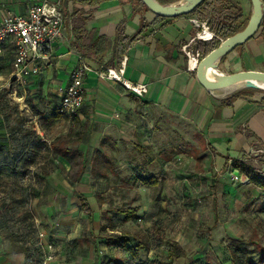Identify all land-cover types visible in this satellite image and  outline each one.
Segmentation results:
<instances>
[{"label": "crops", "instance_id": "1", "mask_svg": "<svg viewBox=\"0 0 264 264\" xmlns=\"http://www.w3.org/2000/svg\"><path fill=\"white\" fill-rule=\"evenodd\" d=\"M45 1L57 0H0V23L8 10L26 15L31 2ZM62 1L65 37L49 53L48 60L40 63L39 75L31 77L26 86H10L13 47L6 44L0 55V146L19 150V144L11 143L10 136L17 137L14 133L21 121L27 129L34 126L47 146L26 177L0 174L1 213L30 215L36 209H51L53 187L62 197L70 195L81 210V201L74 192L88 198L92 209H166L169 198L187 197L189 209H212V232L218 229L227 234L234 230L236 221L264 209V189L251 182L240 184L235 177H241V173L234 167V162L243 161L264 172V95L252 90L209 91L200 84L182 50L201 30L192 24L195 18L160 20L137 0H114L93 7ZM233 1L241 8L243 20L250 19L251 1ZM75 12L83 14L91 43L98 37L109 39L104 57L89 48H79L74 30L79 15ZM79 54L95 72L85 79L83 109L68 120L57 112L58 91L68 84ZM124 59L125 78L147 88L142 96L97 75V71L121 67ZM227 60L241 64L237 72H264V25ZM53 130L57 133L52 134ZM69 139L76 140L75 147L86 169L76 187L69 177L71 165L64 156ZM51 158L59 163V169H47ZM182 163L189 166L185 177L179 174ZM140 173L157 177L158 184L145 187L135 182ZM183 181L186 187L181 186ZM147 193L155 195L154 200L140 203ZM11 195L22 202L10 204L6 199ZM116 199L122 201L120 206ZM8 227L0 225V264H26L24 245ZM76 234L72 245L76 247L82 238L83 245L93 253L90 263L100 264L97 239L81 237L79 230ZM111 258L129 260L126 256Z\"/></svg>", "mask_w": 264, "mask_h": 264}, {"label": "rangeland", "instance_id": "2", "mask_svg": "<svg viewBox=\"0 0 264 264\" xmlns=\"http://www.w3.org/2000/svg\"><path fill=\"white\" fill-rule=\"evenodd\" d=\"M224 59L227 60V56ZM228 61L221 62L220 76L232 74L241 69L240 63ZM238 91H247V88L226 91V93ZM252 93L264 95L263 90H252ZM68 128L70 131V124ZM54 133L57 132L53 130L52 134ZM69 140L74 141V139ZM50 160L48 170L55 171L60 168L54 158ZM187 165L186 163L179 165L180 177L186 176L189 170ZM63 172L65 173L62 169V174ZM241 175L244 174L241 173ZM184 183L186 182H181V186L186 187ZM55 192L53 187L50 199L51 209H36L29 217L33 222L35 219L39 220L40 229L44 230L47 243L53 245L55 253L51 264H91L93 253L90 252V248L86 247V244L83 245L82 238L76 244L79 249L72 245L74 241L71 239L77 237L76 231L78 230V235L81 237L97 239L100 247L98 256L102 260L112 255L126 256L129 261L133 260L125 250L115 246L112 249L116 250L113 249L114 253H112L105 234H124L131 239L132 243L135 237L145 235L147 237L145 241L149 243L150 249L140 251V260L148 264L157 261L169 262L167 241L172 240L179 241L184 250V257L173 264H204L205 262L210 264H261L264 259V209L257 212L254 210V216H244L238 221L235 220L237 225L229 234L219 232L218 229L212 232L210 229L214 220L212 209H189L190 199L187 197L169 198L166 209H140L138 213L140 219L137 221H124V217L115 211L117 209H111L114 211L111 213L107 212L108 209H94L95 218L94 223L91 224L80 207L75 205L70 195L66 198L62 197L63 194ZM141 195L143 197V194ZM145 196V199H140V203L146 204L148 201L145 202V200H150L149 198L154 200L155 195L150 197L147 193ZM116 203L120 206L122 201L116 199ZM137 204L139 202L134 206ZM6 218L0 211V225L5 224L11 227L12 222L9 223ZM133 262L136 261L133 260Z\"/></svg>", "mask_w": 264, "mask_h": 264}, {"label": "trees", "instance_id": "3", "mask_svg": "<svg viewBox=\"0 0 264 264\" xmlns=\"http://www.w3.org/2000/svg\"><path fill=\"white\" fill-rule=\"evenodd\" d=\"M72 1L75 4H82L93 7L114 0ZM137 1L142 4L141 0ZM157 1L162 5H171L181 0ZM75 13L76 16L79 15V21L76 20L74 22V30L77 36V42L79 43V48L83 50L89 48V50L95 52L97 56L104 57L110 46L109 39L106 37H98L93 43H91L89 40L90 37L88 36L89 33L86 27V22L83 19V14H80V12ZM185 17H191L201 22H205L209 30L215 34V37L211 41H197L196 49L200 52L202 59L209 55L213 50L217 49L221 45L222 40L224 41L227 38L242 31L247 26L250 20H243L242 10L235 4L233 0H205L192 13ZM158 18L160 20L167 19L160 16H158ZM263 25L264 20L261 28L263 27ZM125 39V37L122 38V40ZM247 90L250 91L254 89ZM42 128L44 129V127ZM14 134H16L17 137L14 138V136L11 135L10 142L19 144V150H6L4 149V147L0 146V174L6 172L9 175L26 177L31 167L35 166L38 163L40 152L44 148L47 149V146L42 141L34 126L28 129L25 127V121H21L17 124L16 132ZM75 144L76 140H74L73 142H70V140L68 141L67 153L64 154V156L67 158L71 165L69 177L76 187L79 185L80 178L86 169L83 166L82 155L79 149L75 147ZM56 150L59 151V148L57 147ZM234 167L239 170L240 173L248 177L253 185L264 189V172L260 168L254 166L252 163L243 161L234 162ZM137 177L139 178L138 180H135V182H139L145 187H153L158 184V178L153 175H149L148 173H140ZM74 196L81 201V205L83 208L82 210L87 216L89 223H94L95 211L94 209H92L89 199L78 192H74ZM6 200H9L10 204L18 201L22 202L21 198H13L12 195L9 199ZM112 211L113 210L111 209L107 210L108 213H111ZM115 211L118 213V215L123 216L124 221L126 222L137 221L140 219V216L138 214L140 209L138 207L128 209L120 208ZM6 217L11 219L8 220L6 218L9 223L12 222V236L21 241V243L24 245L25 252L27 254L26 264H41V261L36 256L37 254H32L27 247V238L31 234H35L37 232L34 222L29 218L30 215H18L16 213H11ZM8 226L10 227V225ZM112 231L115 232L114 229H112ZM105 235L107 244L109 246H115L116 248L125 250L127 255H129L136 262L134 263L133 260L129 261L124 258H111L108 260H102L100 264H148L140 260V251H148L150 249L149 243L145 241L147 238L145 235L135 237L133 239L134 243H132L131 239L124 234ZM167 245L169 248L168 259L170 260V262L168 263L157 261L150 264H173L174 262L184 257V250L179 243L175 241H167ZM262 263H264V259H262Z\"/></svg>", "mask_w": 264, "mask_h": 264}, {"label": "built area", "instance_id": "4", "mask_svg": "<svg viewBox=\"0 0 264 264\" xmlns=\"http://www.w3.org/2000/svg\"><path fill=\"white\" fill-rule=\"evenodd\" d=\"M191 22L201 30L182 50L190 62L189 68L196 71L202 57L194 44L197 40H203L200 34H205L209 28L205 22L200 23L197 19H192ZM66 25L62 0L45 1L41 4L31 2L26 15H16L9 10L5 13L0 23V55L6 44L13 47L14 61L10 86H26L31 77L40 74V63L48 60L49 53L65 37ZM214 37L215 34L211 33L210 39L203 41H211ZM126 61L124 59L119 68L97 71V75L104 80L116 81L128 91L142 96L147 91L146 86L136 85L125 78ZM92 72H95L94 69L87 63L84 56L79 54L76 67L69 74L68 84L60 87L58 91L60 97L58 112L62 117L72 120L84 107L87 95L85 79ZM1 92L0 88V95ZM235 180L243 185L250 183V179L245 175L235 177ZM34 224L37 232L27 238V247L32 254H37L41 264H51L55 253L53 245L47 243L38 219H35Z\"/></svg>", "mask_w": 264, "mask_h": 264}, {"label": "water", "instance_id": "5", "mask_svg": "<svg viewBox=\"0 0 264 264\" xmlns=\"http://www.w3.org/2000/svg\"><path fill=\"white\" fill-rule=\"evenodd\" d=\"M142 3L157 16L173 19L187 16L192 13L205 0H181L171 5H162L157 0H141ZM253 12L249 23L240 32L222 41L221 45L203 58L196 68L197 79L200 84L209 91L222 90L240 81H264L262 71H241L233 74H225L221 81H209L205 72L211 69L219 70L222 60L238 47L253 39L259 32L264 20V3L262 0H250ZM245 88L260 90L254 83H249Z\"/></svg>", "mask_w": 264, "mask_h": 264}, {"label": "bare ground", "instance_id": "6", "mask_svg": "<svg viewBox=\"0 0 264 264\" xmlns=\"http://www.w3.org/2000/svg\"><path fill=\"white\" fill-rule=\"evenodd\" d=\"M211 37V33L209 31H206V33H201L200 34V38L201 39H210ZM219 70H215V69H211L208 72H205V76L209 81H213V82H217V81H221L225 75L220 76L219 75ZM249 83H254L255 85L259 86L261 89L264 91V81H240L237 82L229 87H225L223 88L221 91H234V90H238L240 88L246 87Z\"/></svg>", "mask_w": 264, "mask_h": 264}]
</instances>
